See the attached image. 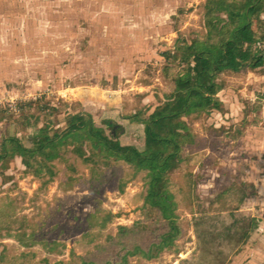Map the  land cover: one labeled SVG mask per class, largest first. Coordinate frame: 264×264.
<instances>
[{"label":"rangeland","instance_id":"1","mask_svg":"<svg viewBox=\"0 0 264 264\" xmlns=\"http://www.w3.org/2000/svg\"><path fill=\"white\" fill-rule=\"evenodd\" d=\"M203 2L0 0V135L37 149L41 168L28 173L12 158L9 169L0 165V264H213L196 243L195 207L206 208L232 185L247 196L217 221L255 222L233 251L221 247L224 264H264V42L262 61L224 77L213 101L199 107L192 99L184 119L210 144L184 153L172 169L116 157L84 130L67 135L66 144L52 140L74 111L53 114L46 125L36 108V100L41 108L63 99L94 117L158 115L154 106L174 87L161 76L162 54L179 33L189 45L205 38ZM42 33L50 41L37 44ZM135 93L145 94L139 113ZM16 99L26 113L6 106Z\"/></svg>","mask_w":264,"mask_h":264},{"label":"trees","instance_id":"2","mask_svg":"<svg viewBox=\"0 0 264 264\" xmlns=\"http://www.w3.org/2000/svg\"><path fill=\"white\" fill-rule=\"evenodd\" d=\"M201 7L205 38L189 45L179 33L171 48L162 54L165 62L161 76L170 79L174 87L165 100L159 101L157 109L161 111L158 115L145 121H133L131 116L125 117L120 112L113 115L110 108L108 110L113 113L102 112L94 117L90 112L77 111L78 102L72 104L61 99L57 105L44 103L40 108L36 100V108L43 113L46 125H50L51 115L65 109L74 111L64 114L65 126L52 140L62 139L66 144L70 141L69 134L84 130L99 148H105L112 155L131 157L136 163L148 162L160 170L180 165L187 158L183 157L184 153L195 154L208 147L210 140L190 131L184 118L194 107L192 99H197L195 106L199 107L213 101L212 97L222 88L224 77L238 76L262 61L259 45L264 42V0H204ZM144 97V93L133 94L136 113L147 107L142 104ZM119 120H125L126 126L119 124ZM2 147L0 159L18 156L26 172L40 174L37 149L25 148L14 134L3 138ZM194 178L198 180L199 177L195 174ZM157 181L160 179L153 182ZM246 187L250 189L249 195H254V187ZM246 196L243 187L232 185L209 201L206 208L196 204L194 236L197 246L211 257L213 264H224L227 256L221 247L229 248L230 245L232 248L227 253L233 251L255 222L252 217H245L247 222H237L236 226L217 221L218 214L223 211H237L239 202Z\"/></svg>","mask_w":264,"mask_h":264},{"label":"crops","instance_id":"3","mask_svg":"<svg viewBox=\"0 0 264 264\" xmlns=\"http://www.w3.org/2000/svg\"><path fill=\"white\" fill-rule=\"evenodd\" d=\"M114 24H115V21H114ZM113 24V25H114ZM46 25V24H45ZM115 26V25H114ZM47 27V26H46ZM54 26H53V23L51 24V25H49L47 28L49 29L48 31H50V29H52ZM110 29H111V27H110ZM47 31V30H46ZM48 31H47V33H48ZM49 36H50V34H49ZM48 36V37H49ZM38 37H40V38H38ZM36 39L37 40H35L36 41V43L37 44H44V42H45V40L47 41V42H49L50 41V39L47 37V35H46V33H42V34H40L39 36H38ZM43 38H45V40H43ZM54 41H53V43H55V39L56 38H52ZM106 40V39H105ZM28 41H30V40H28ZM107 41V40H106ZM46 44H49V43H46ZM109 62V61H108ZM159 104V103H158ZM158 104H156L154 107H156V106H158ZM1 130V129H0ZM1 132V131H0ZM4 136H3V135ZM1 135H0V156H2L3 155V147H2V141H3V138H5V137H7L8 135L7 134H4V130H3V133H2ZM16 137V136H15ZM14 158V159H13ZM12 158V160L15 162V165H16V160H18L19 162H20V164H21V159H20V157H18V156H14ZM7 159H9V157H6V158H2V159H0V165H2V168H4V170H7V168H8V165H9V163H7ZM9 160H11V159H9ZM13 165V164H12ZM1 167V166H0ZM9 169V168H8Z\"/></svg>","mask_w":264,"mask_h":264},{"label":"built area","instance_id":"4","mask_svg":"<svg viewBox=\"0 0 264 264\" xmlns=\"http://www.w3.org/2000/svg\"><path fill=\"white\" fill-rule=\"evenodd\" d=\"M20 100H15L10 102L9 104H6V106L14 113H26L28 111V108L24 105L19 103Z\"/></svg>","mask_w":264,"mask_h":264}]
</instances>
